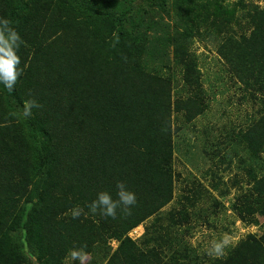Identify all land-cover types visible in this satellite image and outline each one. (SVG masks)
I'll list each match as a JSON object with an SVG mask.
<instances>
[{
    "label": "trees",
    "instance_id": "obj_1",
    "mask_svg": "<svg viewBox=\"0 0 264 264\" xmlns=\"http://www.w3.org/2000/svg\"><path fill=\"white\" fill-rule=\"evenodd\" d=\"M134 1L0 0V18L12 21L23 41L18 52L22 74L15 90L0 86V264H62L73 250L82 256H108L107 244L113 239L119 244L105 264H161L159 254L170 251L189 262L198 260L199 251L182 236L159 233L156 215L173 197L172 112L190 122L206 105L195 93L176 99L173 109V77L150 68L158 60L168 67L163 56L171 45L183 81L198 88L201 71L185 42L190 33L185 30L178 41L163 17L145 21L147 10L135 7ZM145 1L168 11L167 0ZM224 14L235 20L233 12ZM243 19L239 27L253 29L239 38L229 35L218 53L264 112V10L247 11ZM154 23L161 35L150 33ZM32 99L42 107L28 114ZM231 142H237L235 147L244 144L250 158L259 154L264 113L234 133ZM225 156L218 162L226 161ZM244 170L252 176V165ZM209 172L215 176L216 170ZM251 181L233 206L242 220L259 224L264 217V173ZM118 182L136 193L130 213L118 210L115 219L99 214L71 217L77 206L88 212L87 204L100 191L115 196ZM190 194L185 199L194 207ZM150 217L139 245L129 232ZM261 224L264 228V218ZM248 237L253 239L252 264H264L258 254L264 231ZM226 251L229 256L238 252ZM196 264L230 263L215 259Z\"/></svg>",
    "mask_w": 264,
    "mask_h": 264
},
{
    "label": "rangeland",
    "instance_id": "obj_2",
    "mask_svg": "<svg viewBox=\"0 0 264 264\" xmlns=\"http://www.w3.org/2000/svg\"><path fill=\"white\" fill-rule=\"evenodd\" d=\"M177 1L167 0L166 13L159 7L151 6V8L145 0L134 1L135 7L147 10L145 21L150 19L151 22V18L163 17L169 25L167 28L169 33L177 37L178 41H182L181 35L185 30L190 33V37L185 42L201 71L198 88H192L183 81L181 68L174 61L176 57L171 45L163 56L168 67L158 60L150 68L153 71L156 68L157 73L161 75L173 77L170 85L172 108L174 109L176 99L183 100L195 93L204 99L206 105L204 112L190 122L184 121L183 114L178 116L175 115V111L172 112L173 197L159 215H156L161 225L159 233L166 238L182 236L192 244L193 249L199 251L198 260L193 259L194 262H189L190 259L178 258L175 253L170 254V251L169 254H159L161 264H196L214 261L215 259L206 254L210 241L225 237L231 241L228 247L236 248L239 254L232 252L229 256V252L226 251V256L217 260L236 264L235 261L239 259V264H246L247 261L252 264L255 255L249 250L253 239L248 235L260 236L263 233L261 221L264 217L258 218L259 224L255 222L249 224L250 220L247 221V218L242 220L233 205L235 198L253 185V181L248 183L250 178L263 175L264 148L257 155L252 154L250 158L251 153L244 144H237L235 147L234 143L237 142L231 141L234 133L245 130L264 112L258 102H254L245 92L242 82L219 55L218 48L229 35L239 38L243 34L250 33L253 26L246 30L239 27L245 24L243 15L247 11L254 14L256 9L264 10V0H186L187 3L181 4L178 1L179 4L176 5ZM226 10L233 12L235 20L224 14ZM152 25L154 30L150 33L153 35L163 33L158 29L157 24ZM177 127L179 130L174 131ZM223 154L226 155V161L220 163L218 157ZM231 159H233L232 163L228 165ZM238 159L241 160V164H238ZM249 165L253 166L252 176L244 170V167ZM210 168L216 170L215 176L209 172ZM189 189L192 191H187ZM191 192L194 193V207H191L185 199ZM152 220L153 217H150L144 224L129 232V236L139 245L138 239L146 223ZM118 244L116 239L107 244L108 256L104 253L95 256L85 254L72 259L68 254L62 264H92L93 260L105 264V260L115 251ZM243 248L247 249L249 254H242ZM263 250L264 245L261 247V252L258 251L260 257H264Z\"/></svg>",
    "mask_w": 264,
    "mask_h": 264
},
{
    "label": "clouds",
    "instance_id": "obj_3",
    "mask_svg": "<svg viewBox=\"0 0 264 264\" xmlns=\"http://www.w3.org/2000/svg\"><path fill=\"white\" fill-rule=\"evenodd\" d=\"M23 43L19 32L12 26V21L0 18V86L9 92L15 90V86L22 74L20 68L21 59L18 55L21 44ZM42 105L35 99L28 101L25 109L30 114L33 108H40ZM137 204V196L134 191L128 190L124 182L116 184L115 196L111 191H100L96 194L89 204L88 212L82 207L71 209V217L78 219L82 215L99 214L103 217H117L118 210L130 213L131 209ZM231 241L228 238L214 239L210 241L207 255L213 259H223L226 256V249ZM82 255L81 252L73 250L71 258L77 259Z\"/></svg>",
    "mask_w": 264,
    "mask_h": 264
}]
</instances>
